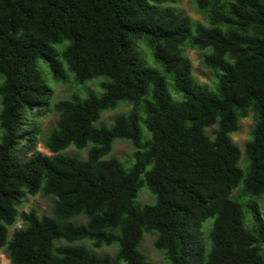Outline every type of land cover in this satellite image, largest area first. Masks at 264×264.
I'll return each instance as SVG.
<instances>
[{"label":"trees","instance_id":"trees-1","mask_svg":"<svg viewBox=\"0 0 264 264\" xmlns=\"http://www.w3.org/2000/svg\"><path fill=\"white\" fill-rule=\"evenodd\" d=\"M177 3L0 0V252L11 264H151L147 233L167 264H264V0H195L207 25ZM186 47L214 89L194 78ZM40 61L57 82L105 77L104 92L52 103ZM121 104L131 110L96 127ZM44 107L59 115L50 155L37 152L41 128L25 129ZM249 117L243 170L232 135ZM118 140L135 149L130 168L106 159ZM70 147H90L87 159ZM143 188L155 204H136ZM38 195L54 198L52 215L20 213ZM115 245L113 257L95 252Z\"/></svg>","mask_w":264,"mask_h":264},{"label":"rangeland","instance_id":"rangeland-1","mask_svg":"<svg viewBox=\"0 0 264 264\" xmlns=\"http://www.w3.org/2000/svg\"><path fill=\"white\" fill-rule=\"evenodd\" d=\"M174 6L180 12L188 15L194 22L207 25L205 17L198 10L195 4V0H178V3ZM185 54L193 63V76L198 81V83L202 86H207L210 89H214L217 82L216 74L211 69H208L202 65L201 52L198 50H193L190 47H186ZM39 64L43 77L45 78L50 88L53 90V97L51 100L52 103H57L61 100H72L74 96H78L81 99H85L91 92L97 95H101L104 92L101 84L107 81L105 77L96 78L87 81L84 84H77L75 82V76L72 73L68 72V81L66 83L57 82L53 79V76L47 64L42 61H40ZM169 89L172 93H174L173 88L171 86L169 87ZM131 107L132 106L128 104H121L117 109L106 112L102 116V119L96 124V127L112 126L114 118L119 114H127L131 110ZM27 118L28 120L26 123L30 125L25 126V129L37 125L41 128L42 131V137L37 147V152L50 155V153L45 149L43 142L45 137L49 135L51 131L56 127L57 121L59 119L58 113L54 109L44 107L42 109L34 110L33 112L28 113ZM253 125L254 124L251 117L244 119L241 121L240 132L232 135L234 142L239 146L242 151V159L240 162V166L243 170H245L247 166L244 148L246 143L250 140ZM141 127L143 132V141L145 142L147 139L151 138V134L147 131L143 123H141ZM209 133L211 134V130H209ZM1 134L2 131L0 128V138ZM89 148L90 147L85 150H77L74 147H70L63 154L75 156L77 158L85 160L88 157ZM134 152L135 149L131 142L126 140H118L114 143L113 152L109 156H107L106 159L116 158L121 161L126 168H130L134 161ZM32 155L33 154H29L28 157H31ZM239 193L240 190L235 192V194H233V197H237ZM53 200V197H44L43 195H38L34 198H27L24 204L19 208V211L20 213H29L32 210H36L39 215H52ZM251 200V198L245 197L240 200V203L245 206V204ZM155 202L156 198L150 193L147 188H143L140 191L139 197L136 200V204L140 206H144L147 204H155ZM256 202L259 204L261 213L264 217V196L260 199H257ZM246 214H249L248 210H246ZM85 221L86 219L84 217H79L77 219V222L79 223H84ZM155 240L156 234H145L140 246V250L151 264H167L164 255L155 249ZM83 244L92 248L90 241H85ZM117 250L118 246L115 245L113 247L104 248L101 251L95 252L99 256L109 255L113 257L116 254ZM0 261L1 264H11L5 250H2L0 252Z\"/></svg>","mask_w":264,"mask_h":264},{"label":"built area","instance_id":"built-area-1","mask_svg":"<svg viewBox=\"0 0 264 264\" xmlns=\"http://www.w3.org/2000/svg\"><path fill=\"white\" fill-rule=\"evenodd\" d=\"M20 227V225H18ZM13 231V230H12Z\"/></svg>","mask_w":264,"mask_h":264}]
</instances>
